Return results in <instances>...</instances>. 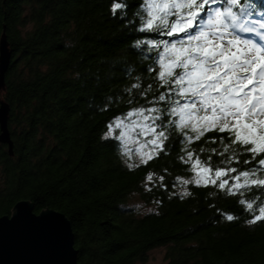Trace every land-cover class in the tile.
<instances>
[{
  "label": "trees",
  "instance_id": "obj_1",
  "mask_svg": "<svg viewBox=\"0 0 264 264\" xmlns=\"http://www.w3.org/2000/svg\"><path fill=\"white\" fill-rule=\"evenodd\" d=\"M112 2L0 0V37L6 26L12 52L0 100L11 107L14 143L13 156L0 148V217L11 215L23 200L36 213L65 214L79 264H145L149 252L160 246L167 247V264H264V221L248 224L253 214L239 203L255 200L257 208L264 190L252 186L230 195L212 184H185L195 173L192 163L181 159H187L186 150L193 151L192 161L199 157L213 170L234 167L239 172L251 169L261 156L245 164L251 154L235 145L239 163L227 164L233 150L219 153L230 143L228 133L208 131L189 144L171 127L164 150L142 164L125 155L120 140L104 139L108 124L135 108H167L155 100L166 88L148 71L157 53L141 55L133 47L138 38L156 37L138 34L128 23H139L133 13L141 0H127L126 19L113 16ZM254 6L253 22L264 0H255ZM138 82L141 87L132 88ZM149 84L152 90L142 95ZM170 118L166 114L165 123ZM134 195L151 211L140 214L131 208ZM228 214L238 218L229 221Z\"/></svg>",
  "mask_w": 264,
  "mask_h": 264
},
{
  "label": "snow or ice",
  "instance_id": "obj_2",
  "mask_svg": "<svg viewBox=\"0 0 264 264\" xmlns=\"http://www.w3.org/2000/svg\"><path fill=\"white\" fill-rule=\"evenodd\" d=\"M254 5L255 0H141L133 13L139 23L133 19L128 23L136 33H154L156 37L138 38L133 47L141 55L157 53L155 66L148 71L155 72L159 87L166 88L155 100L165 102L167 108H135L110 122L104 139L123 141L131 133L151 137L138 149L140 162L146 164L164 150L166 132L171 127L178 128L189 144L208 131L226 132L230 143L224 144L219 155L233 151L225 162L239 163L234 148L239 145L252 156L244 163L251 164L261 156L257 164L239 172L234 167L213 170L199 157L192 161L195 153L186 150L187 159H181L192 163L195 176L184 183L212 184L230 195H242L241 190L250 191L252 186L264 190V176L260 175L264 171V8L260 9V18L253 22L257 11ZM128 8L127 0H113L111 12L114 17L126 19ZM241 33H255L260 39H246ZM162 36L172 39L159 38ZM140 87L139 82L132 85ZM151 90L149 84L141 94L146 96ZM166 114L171 117L167 123ZM185 129L195 135H189ZM125 155H130L126 148ZM230 173L237 174L229 176ZM151 179L149 175L148 180ZM239 203L253 214L248 224L264 221V202L257 208L255 200L241 199ZM237 218L226 215L229 221ZM65 230L66 223L61 218L50 214L37 218L30 208L21 206L14 217L0 220V243L11 240L21 246L40 243L56 248L64 242Z\"/></svg>",
  "mask_w": 264,
  "mask_h": 264
},
{
  "label": "water",
  "instance_id": "obj_3",
  "mask_svg": "<svg viewBox=\"0 0 264 264\" xmlns=\"http://www.w3.org/2000/svg\"><path fill=\"white\" fill-rule=\"evenodd\" d=\"M12 60V52L6 35V26L0 37V92L6 87V74ZM11 107L4 99L0 100V143L7 144L9 155L14 154V143L9 130V115ZM21 206L31 209V214L37 218L50 214L61 218L66 223L65 240L56 248L36 243L21 246L11 240L0 243V264H79L78 250L75 247V235L71 222L65 214L55 210H44L36 213L30 201L23 200L15 204L11 215H4L0 220L14 217Z\"/></svg>",
  "mask_w": 264,
  "mask_h": 264
},
{
  "label": "rangeland",
  "instance_id": "obj_4",
  "mask_svg": "<svg viewBox=\"0 0 264 264\" xmlns=\"http://www.w3.org/2000/svg\"><path fill=\"white\" fill-rule=\"evenodd\" d=\"M133 119H135V117H133ZM119 134L120 130L117 129L116 135ZM146 139H151V137H137L135 133H131L125 137V140L120 141L123 143L124 148L129 150L131 157L137 162H140L141 156L138 149L140 148V145L145 142ZM145 151H147V149H145ZM128 205L131 208L135 209L136 212L138 211L140 214H144L151 211V207L140 201V197L138 195H134V197L129 200ZM166 252V246H160L152 249L149 252V260L145 264H167Z\"/></svg>",
  "mask_w": 264,
  "mask_h": 264
},
{
  "label": "flooded vegetation",
  "instance_id": "obj_5",
  "mask_svg": "<svg viewBox=\"0 0 264 264\" xmlns=\"http://www.w3.org/2000/svg\"><path fill=\"white\" fill-rule=\"evenodd\" d=\"M1 147H5V148H7V151H8V147H9V146H8L7 144L0 143V148H1Z\"/></svg>",
  "mask_w": 264,
  "mask_h": 264
}]
</instances>
